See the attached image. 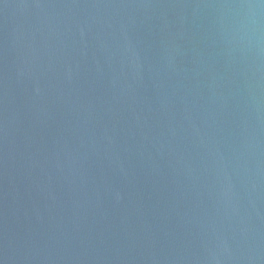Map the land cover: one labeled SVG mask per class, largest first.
<instances>
[{
    "label": "water",
    "instance_id": "95a60500",
    "mask_svg": "<svg viewBox=\"0 0 264 264\" xmlns=\"http://www.w3.org/2000/svg\"><path fill=\"white\" fill-rule=\"evenodd\" d=\"M0 264H264V0H0Z\"/></svg>",
    "mask_w": 264,
    "mask_h": 264
}]
</instances>
